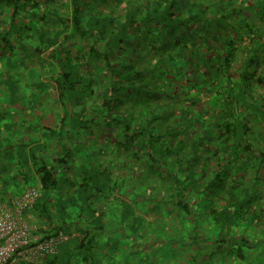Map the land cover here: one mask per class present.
Segmentation results:
<instances>
[{"label":"trees","instance_id":"trees-1","mask_svg":"<svg viewBox=\"0 0 264 264\" xmlns=\"http://www.w3.org/2000/svg\"><path fill=\"white\" fill-rule=\"evenodd\" d=\"M25 93L30 116L49 123L46 111L62 108L59 129L44 127L62 141L55 160L48 141L0 128V179L13 163V180L40 185L43 233L70 235L41 264H104L123 238L169 245L160 225L140 227L129 198L100 209L136 186L150 214L186 232L190 256L264 264V0H0V124L10 132L5 117Z\"/></svg>","mask_w":264,"mask_h":264},{"label":"rangeland","instance_id":"rangeland-1","mask_svg":"<svg viewBox=\"0 0 264 264\" xmlns=\"http://www.w3.org/2000/svg\"><path fill=\"white\" fill-rule=\"evenodd\" d=\"M47 60H49V58L43 54L42 55V61L46 62ZM37 61V60H36ZM41 62V61H39ZM24 75V73H23ZM91 76H92V88L95 90V92L97 91L99 82L97 80V78L95 77V72L94 70L91 71ZM43 78V77H42ZM47 82V81H46ZM49 93H51L53 90H51L50 88L48 89ZM48 103V102H47ZM62 108L58 107V113H61ZM48 113V111H46ZM132 192H134V195H132ZM140 191V188L138 186H136L135 189H133V191H125V193L121 194L120 192L117 193H113L111 196L108 197V200H106L108 203V207H110L109 205L112 203H119V199L124 196L126 198H129L132 202H131V208L133 211H135V217L137 218H141L143 219L141 222V226L142 227V223L146 224V227L150 226V227H156L159 226L162 227L161 230H164V236L165 238L167 237V241L166 243H168L169 245H160V246H155L154 251H150L148 250V248H144L142 246V244L147 240V241H151L154 240V238L152 237L153 235L156 236V234L154 233V231H150L152 232V235L150 232L148 233V236L151 238L145 239L144 237H146L144 234L141 238L139 236L136 237L137 241L141 242V246L142 247H138V246H131V239H121L120 240V245L118 247V251L120 254L123 255H130L129 252H131V256L132 257H128L127 263L126 264H137L136 261H140V259L138 257H146L143 258L144 260H147L145 262V264H258V260L257 261H253L252 259L248 260V259H244V261H241L240 259L236 258V257H229L226 254H222V253H217V252H210L209 250H206L202 256H196L194 255V257L190 256V254L188 253V242L186 240V235H184V233L186 234V232H183L181 229H177L175 228V226L173 224H171L172 217L169 215H164L163 214V219L159 218L158 216H154L153 213L150 214L151 210L146 207L145 203H142L143 198L138 195ZM108 195V194H107ZM135 195H138L139 198H135ZM119 206V205H118ZM143 206V207H142ZM111 210V209H110ZM148 214H146V213ZM133 214V213H132ZM145 214V215H144ZM108 218H114V216L110 217V213L107 214ZM132 217V216H131ZM111 218V219H112ZM134 218V217H132ZM136 219V218H134ZM119 220H121L119 217L116 218L115 216V222H119ZM163 223H165L164 227H163ZM138 225V224H137ZM139 227V225H138ZM137 232H140L142 229H140ZM168 227V231H166ZM129 230V229H128ZM144 230V229H143ZM146 229L143 231L145 232ZM165 232H167L165 234ZM125 233H127L125 231ZM159 236V235H158ZM162 237V236H160ZM180 237H184L185 240L180 239ZM173 241V244L172 241ZM129 240V241H128ZM165 240V239H164ZM132 243H134V240L132 241ZM184 244V245H182ZM159 245V244H157ZM141 250V251H140ZM143 251V252H142ZM118 254V253H117ZM192 254V253H191ZM142 260V258H141ZM264 262V261H262Z\"/></svg>","mask_w":264,"mask_h":264},{"label":"built area","instance_id":"built-area-1","mask_svg":"<svg viewBox=\"0 0 264 264\" xmlns=\"http://www.w3.org/2000/svg\"><path fill=\"white\" fill-rule=\"evenodd\" d=\"M40 185L28 186L19 194L0 201V264H37L44 257L57 254L69 234L56 230L43 233L42 225L31 220V210Z\"/></svg>","mask_w":264,"mask_h":264},{"label":"crops","instance_id":"crops-1","mask_svg":"<svg viewBox=\"0 0 264 264\" xmlns=\"http://www.w3.org/2000/svg\"><path fill=\"white\" fill-rule=\"evenodd\" d=\"M20 70L23 72H24V70H26L24 76H25L27 82L28 81L34 82L38 79V77H36L37 74L35 73V70L30 69V71H31L30 72L28 69H26L24 67H21ZM41 77H44V76L42 75ZM27 99L29 100V98H27L26 93H25V96L20 95L19 96V104L17 105V106H19V110L16 111L15 113H12L13 115H9L8 118L5 117L6 121L10 120L11 122H13V126L10 128L11 132L9 130H7V128L2 124H0L1 125L0 128L2 127L1 129H2V132L4 134H6V135L10 134V136L12 138H14V141H17L16 137L26 136L28 134H31V136L34 137L33 138L34 144L43 146V142L48 141L49 148L46 151L45 150L43 151L45 153L44 155L46 156V158L49 161L55 160V158L57 156H59L63 153L62 141L59 144L56 141H54L55 139H49L48 137L46 138L47 134H45L46 129L44 127H51L53 130H56V129L58 130L59 129V121L61 119L62 114L58 113V109H56V111H54V112L46 113V115L48 117L47 119H49V121H50L49 123L45 118H42V116H39L38 113L30 116L29 114H31V113L28 114V109H27V105H26L28 102ZM24 105H26V106H24ZM30 120H32L33 124L30 127L31 131L29 132V130H27V128H28V125H29L28 123ZM53 121H54V123H53ZM68 129L69 128H67V130ZM81 132H83V131H81ZM67 134L68 133H65V135H67ZM2 173L3 174L1 175V178H4V180L0 179V201H5L8 198H10L11 196L19 194V192L21 190H23L24 188H26L28 186H36L35 184L34 185L23 184L18 179L13 180V178H15V176H14V164L13 163L10 164L7 171L2 172ZM99 207H100V209H103V210L108 208L107 211L110 209L107 205V202H105V201L102 203H99ZM109 213H110V211H109ZM30 214H32V216L30 217L32 221L37 222L38 224L42 225L44 228H45V226L48 227L46 225L47 224L46 222L40 221V217H38L34 213V209L31 210ZM75 234H76V232L73 231L72 235H75ZM154 250H156V249H152L151 251H154ZM117 253L112 255L110 258L108 255L104 256L103 257V263L108 264V262H110L109 261V259H110L111 262L114 261L115 264H126L128 257H130V256H128L127 254L126 255L120 254L119 251H117ZM44 258H46V257H44ZM44 258L39 260L37 264H41V262L43 261ZM146 261L147 260H144L142 262H136V263L137 264H145ZM19 264H31V262H20ZM149 264H150V261H149Z\"/></svg>","mask_w":264,"mask_h":264}]
</instances>
